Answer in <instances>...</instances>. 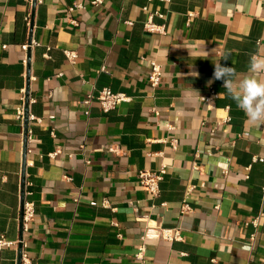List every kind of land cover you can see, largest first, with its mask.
I'll list each match as a JSON object with an SVG mask.
<instances>
[{"label": "crops", "instance_id": "1", "mask_svg": "<svg viewBox=\"0 0 264 264\" xmlns=\"http://www.w3.org/2000/svg\"><path fill=\"white\" fill-rule=\"evenodd\" d=\"M92 1L36 0L33 13V0H0V237L14 242L0 264H18L24 155L36 209L22 235L28 264H263L264 163L253 159L264 158V126L209 81L218 61L243 75L252 53L264 55V0ZM145 7L165 35L145 31ZM152 61L163 73L156 90ZM103 89L131 102L109 113L95 102L86 115L83 101ZM210 89L217 97L205 102ZM162 166L152 197L138 175Z\"/></svg>", "mask_w": 264, "mask_h": 264}, {"label": "built area", "instance_id": "2", "mask_svg": "<svg viewBox=\"0 0 264 264\" xmlns=\"http://www.w3.org/2000/svg\"><path fill=\"white\" fill-rule=\"evenodd\" d=\"M151 1V0H150ZM104 0H93L91 2V5L93 7H100L103 6ZM83 5H75L70 8V12H73L77 9H83ZM144 11L148 13L147 7L144 8ZM156 14V13H155ZM155 14L148 13L147 19L144 21V29L148 33L151 34H160V35H165L166 34V26L165 25H156L153 21ZM159 17L163 18V15L157 14ZM76 24V22H74ZM127 25L132 26V22H127ZM3 49H7V46L4 45L2 46ZM29 48L28 45H24L22 49L24 51H27ZM66 57L70 61V63H75L77 59V54L76 52L72 51H67ZM163 73H162V68L160 65H158L155 61L151 62V71L148 74V81L152 89L156 90L162 81ZM25 94V93H24ZM26 96V95H25ZM217 97L216 92L213 89L209 90V96H205L202 98L203 101L205 102H210L213 99ZM25 99L23 98L22 102L23 104L19 106L17 109V119L21 122L25 121ZM97 102L100 105L101 110L104 113H109L113 110H116L118 106H120L123 103H129L131 102V98L128 97L125 94L122 93H114L110 89H103L97 93L90 94L86 97V99L83 101V105L87 107L86 115H89V109L93 103ZM156 115L158 113L154 111ZM29 119L31 117L29 116ZM230 122V118L224 119V121L221 124H227ZM169 130H173V127L168 126ZM28 141L32 139L31 137V131H28ZM170 144L172 146L173 150H177L178 143L177 140H171ZM253 162H260L264 163V158L260 157H255L253 159ZM167 174V168L166 166H162L160 169L157 171H141L138 175L140 184L152 195V197H158L160 194V185L162 181L164 180L165 175ZM71 180V179H69ZM196 190V186L192 185L188 187L187 192H186V198H189L192 193H194ZM30 194V193H29ZM28 194V195H29ZM102 206L105 208H110V204L107 200H104L102 203ZM183 212L186 211H191V208L188 205L187 199L184 202ZM36 215V209H35V204L31 201H25L24 203V211H23V229L24 232L29 230L30 224L33 222L34 218ZM252 224L255 227H258V220H254ZM160 238L167 241V242H178L182 241V235L181 231L179 229H161L160 231ZM14 244V242H10L6 240L4 237H0V251L4 247H10ZM144 246L141 247L136 255L137 259L142 260L143 259V253H144ZM28 258L26 255H22V264H28ZM264 264V263H263Z\"/></svg>", "mask_w": 264, "mask_h": 264}, {"label": "clouds", "instance_id": "3", "mask_svg": "<svg viewBox=\"0 0 264 264\" xmlns=\"http://www.w3.org/2000/svg\"><path fill=\"white\" fill-rule=\"evenodd\" d=\"M223 60H232V53L225 51ZM235 61L232 60V64ZM197 74V73H196ZM264 55L252 53L247 65V73H238L235 67L222 66L214 63L211 84L222 80L226 95L231 98L254 126H264ZM219 95H224L220 93Z\"/></svg>", "mask_w": 264, "mask_h": 264}, {"label": "water", "instance_id": "4", "mask_svg": "<svg viewBox=\"0 0 264 264\" xmlns=\"http://www.w3.org/2000/svg\"><path fill=\"white\" fill-rule=\"evenodd\" d=\"M36 5V0H33V13ZM33 26V22L31 24V27ZM31 42V39H30ZM26 100H25V146H24V154H26L27 151V138H28V107H29V88L26 90ZM25 174H26V160L24 155V162H23V168H22V184H21V207H20V244H19V257H18V264H22V235L24 232L23 229V211H24V203L26 201L25 199Z\"/></svg>", "mask_w": 264, "mask_h": 264}]
</instances>
